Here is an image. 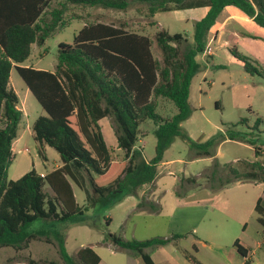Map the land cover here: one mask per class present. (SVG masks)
<instances>
[{"label": "trees", "instance_id": "1", "mask_svg": "<svg viewBox=\"0 0 264 264\" xmlns=\"http://www.w3.org/2000/svg\"><path fill=\"white\" fill-rule=\"evenodd\" d=\"M56 1L0 0V248L8 247L16 252L27 249L38 239L39 234L31 230L34 222H86L76 218L104 200L119 203L125 196L133 195L138 197L136 211L159 213L160 209L147 194L139 195V189L154 182L158 166L176 138L204 149L202 156H214L207 150L214 138L198 144L181 126L193 113L190 89L193 78L201 71L197 56L207 50L209 31L229 6L264 28V0H59L51 9ZM133 3L147 5L152 17L158 12L201 7H207L208 12L194 23L192 48L187 45L186 35L159 31L155 41L160 59L153 53L154 41L149 36L97 22L86 24L75 34L72 44H59L53 72L22 66L30 58L34 44L44 43L66 26L69 7L125 12ZM230 53L244 64L247 72L264 78L263 67L258 62L235 48ZM13 69L45 112L33 124L38 156L47 162L46 147H50L63 163L44 176L35 168L17 180L8 176L16 159L12 144L23 118L19 97L10 85ZM159 99L171 102L176 113L163 117L158 111ZM103 118L111 121L117 149L122 153L120 159L105 141L99 124ZM148 121L156 127L157 142L155 156L146 162L135 145L141 125ZM260 126L264 129L263 117L256 120L254 128ZM254 152L258 158L259 149L255 148ZM240 166L229 169L235 180L264 183V160L243 161ZM85 176L92 191L83 186ZM71 181L84 190L86 206L78 204ZM47 186L53 197L46 194ZM255 210L264 228V199H258ZM50 235L54 237L61 264L101 262L91 247L81 248L76 260L69 254L62 232L46 229L47 242L51 241ZM103 241L116 252H132L146 264H154L146 249L164 247L171 240L163 237L124 240L108 232ZM234 247L243 257L248 256L238 242ZM27 264L38 262L29 258Z\"/></svg>", "mask_w": 264, "mask_h": 264}, {"label": "rangeland", "instance_id": "2", "mask_svg": "<svg viewBox=\"0 0 264 264\" xmlns=\"http://www.w3.org/2000/svg\"><path fill=\"white\" fill-rule=\"evenodd\" d=\"M58 1L53 3L51 9L57 6ZM206 11V8L172 10L158 12L152 17L147 5L140 3H133L129 10L122 13L101 7H69L65 14L66 26L52 34L44 43L34 44L30 58L22 66L53 72L57 65L59 44H72L75 34L85 24L97 22L123 26L129 31L149 36L154 41L153 53L160 59L156 34L161 30L170 34H184L188 38V47L192 48L194 23L204 17ZM74 14L82 19L77 20L73 17ZM216 31H220L221 37L214 40ZM208 47L212 50V56L209 53L197 56L201 71L191 85L189 101L193 113L181 126L198 144L199 141L214 138L213 145L207 150L213 155L218 153V159L210 162L207 156L200 155L204 149L191 147L185 140L176 138L164 158V161L173 160L174 163L158 167L153 187L148 184L139 189V195H150L152 203L160 209L158 215L147 210L136 211L138 197L129 195L119 203L104 200L86 215L78 216L76 221H86V226L39 220L31 226V230L38 233L39 237L31 242L30 254L22 251L14 255L9 249L7 253H0V264H10L18 258H24L27 262L32 255L38 260V264H61L53 235H50V242L45 239L46 229L57 230L65 235L68 252L76 260V252L80 248L96 246L108 232L124 240L146 241L165 237L170 232L159 229V226L168 222V216L176 212L178 198L185 203L202 201L206 196L205 190H217L239 182L231 174L230 167L240 168V162L243 161L250 163L264 160V133H260L264 129L263 126L254 128L256 120L264 118V78L257 73L247 72L244 64L230 53L231 49H237L242 55L258 62L264 72V28L247 18L239 9L228 7L219 15L210 31L207 37ZM10 79L11 86L19 97V107L25 113L19 123L17 138L12 144L16 159L8 173L10 180H17L32 170L34 165L38 172L52 171L61 159L52 148H49L47 162L38 156L33 139V124L44 111L15 69L11 71ZM158 104V111L163 117L176 113L171 102L159 99ZM155 128L151 121L141 125L140 138H143V142L139 145H143L144 155L150 160L155 156ZM115 138L113 131L111 137H106L107 144H116ZM255 148L260 152L258 158ZM115 155L120 159L122 153L115 149ZM198 157L200 161L189 162L191 158ZM82 183L85 189L92 191L86 176ZM74 186L78 204L86 206L84 190L75 183ZM245 186L246 190H253L252 186ZM231 190L243 192V184L235 185ZM45 192L48 196L52 195L48 187H45ZM177 192L179 195H176ZM219 206L221 205L218 204L217 207ZM100 254L105 262L112 261L114 257L109 248L101 250Z\"/></svg>", "mask_w": 264, "mask_h": 264}, {"label": "crops", "instance_id": "3", "mask_svg": "<svg viewBox=\"0 0 264 264\" xmlns=\"http://www.w3.org/2000/svg\"><path fill=\"white\" fill-rule=\"evenodd\" d=\"M201 8H206L207 10L206 13L208 12L207 7H201ZM227 8L228 7H226L223 10V12ZM119 12L122 13L121 11ZM76 19L80 20L82 18L81 16H79ZM161 31H165V30H161ZM220 37H221L220 31H216L213 39L217 40ZM210 55L211 56L213 55L212 50ZM190 93H191V89H190ZM19 109L23 112L24 115L25 114L24 111L20 107ZM43 115H45V112L41 114V116ZM99 124L102 128V132L106 141V137L107 136L111 137L113 132L110 119L103 118L100 120ZM142 139L143 138H140L139 136V139L135 145V150H141L143 153L144 160L148 162L150 161V159H147L145 157L143 145H139V143L143 142ZM36 145L38 147L37 142ZM108 146L117 149L116 148L117 141L116 144H112ZM49 148L50 147H46V155L48 157V160H49ZM165 154L163 157V162L158 167L174 163L173 160L164 161ZM207 159L210 162L218 159V153H216L214 156L208 157ZM200 160L201 159L199 157L191 158L189 162L195 163ZM62 166L63 163L60 160V162L54 166L53 170L58 169ZM34 168L36 170L35 165ZM52 171L49 172L37 171V172L42 176H44ZM154 184H155V180L153 183H151L152 187ZM241 184H243V192L231 190V188L234 187L235 185H241ZM71 185L75 194V186L72 181H71ZM245 185L252 186L253 190L250 189L246 190L245 187L247 186ZM204 192L206 196L203 197L202 201H192L185 203L182 202L180 198H178L179 196L177 197L178 201L176 202V206H175L176 212L168 216L169 217L168 222H166L165 224L161 223L159 226V229L166 230L165 232H170L168 233L170 235H166L163 238H170L171 241L164 247L146 249V252L150 255L153 263L154 264H264V228L260 225L258 221V214L255 210L258 199L259 198L264 199V183L239 181L233 185L222 187L221 189L208 190V191L205 190ZM176 195H179V193L177 192ZM53 196L54 193L52 192V195L49 197H53ZM218 204L221 205L219 206V208L217 207ZM151 214L158 215L159 213H151ZM70 225L86 226L87 222L75 223ZM235 242H238V244L248 252V256L246 258L243 257L241 254H239L237 249L234 247ZM30 247H31V243L29 244L28 248L23 251H27V253L30 254ZM89 247L93 248L94 251L100 256L101 262L99 264H146L141 257L136 256L132 252H128V251L116 252L115 248L111 244L104 243V241H102L101 243H97L96 246L89 245ZM107 248H109L110 253L114 257H116V258L113 257L112 261L109 262H105L100 254L101 250H106ZM9 249L12 250V253L14 255L16 253H22V251L16 252L12 248H8V247L0 248V253H7ZM78 251L76 252V254L78 253ZM30 258L38 262V260L34 257V255L30 256ZM10 264H27V262L26 259L24 258H18L11 261Z\"/></svg>", "mask_w": 264, "mask_h": 264}, {"label": "built area", "instance_id": "4", "mask_svg": "<svg viewBox=\"0 0 264 264\" xmlns=\"http://www.w3.org/2000/svg\"><path fill=\"white\" fill-rule=\"evenodd\" d=\"M205 53H209L210 54L211 53V48L208 47Z\"/></svg>", "mask_w": 264, "mask_h": 264}]
</instances>
